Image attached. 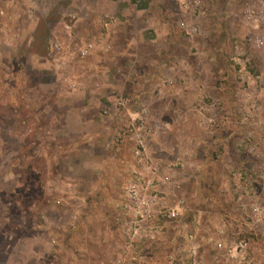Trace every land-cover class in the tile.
Segmentation results:
<instances>
[{
  "label": "rangeland",
  "instance_id": "rangeland-1",
  "mask_svg": "<svg viewBox=\"0 0 264 264\" xmlns=\"http://www.w3.org/2000/svg\"><path fill=\"white\" fill-rule=\"evenodd\" d=\"M262 252L264 0H0V264Z\"/></svg>",
  "mask_w": 264,
  "mask_h": 264
},
{
  "label": "built area",
  "instance_id": "built-area-1",
  "mask_svg": "<svg viewBox=\"0 0 264 264\" xmlns=\"http://www.w3.org/2000/svg\"><path fill=\"white\" fill-rule=\"evenodd\" d=\"M83 53H86V50L83 51ZM122 103V102H120ZM103 113L104 114H107L108 112L106 110H103ZM142 113H145V110H142ZM136 137L138 138H135L134 136V140L136 141V149H135V153L136 154H140L144 151V147H143V142H142V132H139V133H136L135 134ZM139 135L141 138H139ZM118 136H122V133L119 132ZM133 193H135L134 191H132ZM180 203L181 201L178 202V204L172 208H170L167 212V216L171 217V218H174L176 217L179 212L177 210V208L180 206ZM220 246V244H219ZM245 246H246V243L241 241V242H238L234 247H233V251L234 253L236 252L237 255L239 256L240 260L244 259L245 256H244V253H245ZM194 252V251H193ZM233 252L230 253V255H233L234 254ZM262 259L264 260V252H262Z\"/></svg>",
  "mask_w": 264,
  "mask_h": 264
},
{
  "label": "crops",
  "instance_id": "crops-1",
  "mask_svg": "<svg viewBox=\"0 0 264 264\" xmlns=\"http://www.w3.org/2000/svg\"><path fill=\"white\" fill-rule=\"evenodd\" d=\"M167 153V152H166ZM179 264V263H178ZM180 264H183V262L182 263H180ZM185 264H186V262H185Z\"/></svg>",
  "mask_w": 264,
  "mask_h": 264
}]
</instances>
